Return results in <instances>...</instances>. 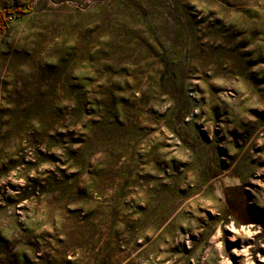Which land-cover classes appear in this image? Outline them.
Here are the masks:
<instances>
[{"label": "rangeland", "instance_id": "374dc122", "mask_svg": "<svg viewBox=\"0 0 264 264\" xmlns=\"http://www.w3.org/2000/svg\"><path fill=\"white\" fill-rule=\"evenodd\" d=\"M0 14V264H264V0Z\"/></svg>", "mask_w": 264, "mask_h": 264}, {"label": "trees", "instance_id": "16d2710c", "mask_svg": "<svg viewBox=\"0 0 264 264\" xmlns=\"http://www.w3.org/2000/svg\"><path fill=\"white\" fill-rule=\"evenodd\" d=\"M3 17V14H0V19Z\"/></svg>", "mask_w": 264, "mask_h": 264}]
</instances>
